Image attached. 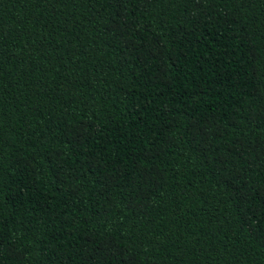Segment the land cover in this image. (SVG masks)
<instances>
[{
    "label": "trees",
    "instance_id": "trees-1",
    "mask_svg": "<svg viewBox=\"0 0 264 264\" xmlns=\"http://www.w3.org/2000/svg\"><path fill=\"white\" fill-rule=\"evenodd\" d=\"M0 264H264V0H0Z\"/></svg>",
    "mask_w": 264,
    "mask_h": 264
}]
</instances>
